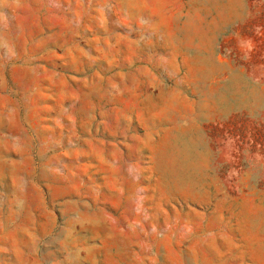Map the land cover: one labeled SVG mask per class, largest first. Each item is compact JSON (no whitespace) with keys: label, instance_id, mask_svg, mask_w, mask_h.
<instances>
[{"label":"rangeland","instance_id":"obj_1","mask_svg":"<svg viewBox=\"0 0 264 264\" xmlns=\"http://www.w3.org/2000/svg\"><path fill=\"white\" fill-rule=\"evenodd\" d=\"M0 264H264V0H0Z\"/></svg>","mask_w":264,"mask_h":264}]
</instances>
